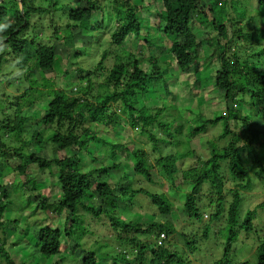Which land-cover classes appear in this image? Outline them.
<instances>
[{
  "label": "trees",
  "instance_id": "trees-1",
  "mask_svg": "<svg viewBox=\"0 0 264 264\" xmlns=\"http://www.w3.org/2000/svg\"><path fill=\"white\" fill-rule=\"evenodd\" d=\"M20 1L22 9L19 0L0 1V22L6 17L12 21L11 26L0 33L7 45L0 52V73H4L2 66L9 58L17 68L24 70L21 80L36 70L44 73L53 70L61 50L55 46L56 41L74 52L69 55L67 48L64 51L66 60L73 58V64L77 65L74 91L67 92L66 87L57 86L51 77L38 79V85L48 89H38L39 96L42 93H49V96L38 124H35L36 130L29 132L26 128L28 118L23 112L33 108V101L29 97L27 110H23L17 102L22 94L6 108L10 109L9 118L0 125V132L11 133L13 141L18 142L29 130L31 142L38 144L37 152L28 150L25 154L20 152V146L8 147L12 155L25 159V164L15 167L19 175L25 172L28 164L41 170L57 168L59 196L53 203L46 197L40 203L41 209L51 208L52 214L56 213V216L48 215L50 219L40 223L36 230L35 245L40 257L49 259L64 253L61 264H103L106 257L114 264H201L196 262V254H203L201 245L208 240L210 222L223 217V222L227 223L225 243L221 253L218 249L219 254L211 249L215 257L209 264H251L243 260L234 263L231 256L238 229L253 230L255 210H243L242 191L251 187L255 168L264 176V25L250 27L251 23H257L256 16L247 17L245 10L236 6L234 0H147V5L144 4L146 0ZM257 5L256 11L264 7V0H257ZM150 7H155L151 12L157 19L153 21L154 25L171 42L170 60L178 70L197 74L199 52L206 49L209 54L205 55L203 64L207 67L218 64L213 84L221 91L226 103L224 114L207 118L195 105L187 111L196 116L195 122L187 123L186 119L180 118L158 124L156 118L163 106H156L152 112L140 102L144 94H149V83L158 79L165 81L167 70L161 69L156 59L146 70L139 58L132 53L126 56L121 49V55L126 57L115 59L99 84L92 76L100 70L106 52L101 54L96 65H80L79 59L89 55L87 48L92 44L93 31L106 29L109 47L122 46L129 43L130 38L141 35L144 20L148 22L142 12L147 14ZM37 15L38 35L34 34ZM106 16L110 18L109 23ZM28 29L33 31L32 38L25 37ZM48 29L52 31L47 33ZM77 41L79 46H75ZM127 45L123 47L126 49ZM147 45L152 47L150 43ZM115 55L119 56L118 53ZM18 57L21 59L17 60ZM26 81L30 85L24 88L23 95L35 90L33 86L37 82ZM165 94H170V90ZM241 104L245 108H240ZM107 123L110 129L122 128L115 134L130 127L136 129L140 137L134 140L135 143L131 140V147L121 140H108L98 133L97 127ZM176 123L181 125L179 129L170 126ZM219 123L221 125L209 137L210 130ZM45 129L54 131L43 139ZM203 136H206L203 143L208 148V155H202L195 148L182 150V144L189 146L194 138ZM48 142L59 151L70 149L71 153L50 158L44 150ZM97 142L108 147L104 152L105 159L101 160L88 150L91 143ZM5 146L0 138V149ZM121 151L125 152V159L137 175L157 185H162L160 179L165 180L181 198L174 202L164 192L139 186L135 178L124 185L113 180L112 172L125 165L119 155ZM83 154L88 155L93 164L88 170L83 168ZM187 161L191 162L188 166ZM154 172L160 179L152 180ZM129 174L124 171L122 176ZM29 178L20 180L21 188L31 181ZM226 181L235 188L230 198L222 194ZM13 190H16L15 185L0 183V220L11 203ZM139 195L149 198L151 207L163 218L150 223L121 218L120 205L128 211L140 207ZM174 203L175 209L181 203L187 219L202 229L201 237L197 236L195 228L178 229L172 222L169 216ZM205 207L210 209L209 214L202 213ZM62 213L64 221L57 225L54 219ZM203 214L209 224L201 220ZM87 220L90 226V221L102 220L112 232L110 237L106 236L110 240H96L87 246L86 236L92 234L85 223ZM263 225L260 226V237L257 236L258 264H264ZM176 237L180 245L169 241ZM4 241L0 240V264H22L5 248ZM64 243L70 245L63 249ZM109 244L113 247L108 248ZM74 247H77V253Z\"/></svg>",
  "mask_w": 264,
  "mask_h": 264
},
{
  "label": "rangeland",
  "instance_id": "rangeland-1",
  "mask_svg": "<svg viewBox=\"0 0 264 264\" xmlns=\"http://www.w3.org/2000/svg\"><path fill=\"white\" fill-rule=\"evenodd\" d=\"M147 2L148 1L146 0L144 4L147 5ZM234 4L236 6L242 7L247 13V17L251 15L256 16L255 19L257 23H251L249 25L250 27H252L253 25H264V7H261L260 9H258V11H256L255 8L258 6L257 0H234ZM154 8L155 7L148 8L149 12L147 14L142 12L143 16L145 18H148V22L144 20L141 35L138 38H130V42L125 43L128 44L126 46V49L123 47L125 44L116 47L119 48L117 50L116 48L111 49L108 43L109 34L106 33V29L104 30L103 28H98L96 31H93L92 44L87 48V52L89 53V55L83 59H79L80 65L83 67H90L92 64L94 66L100 60L101 54L106 52V57L100 64V70H97V74H94L92 76L95 83L99 84L103 82L102 76L106 75L105 72L113 65L115 59L121 60L129 55V53H132L140 59L141 63L146 67V70H149L151 68L150 63L156 59L160 68L167 70V74L164 75L165 81H161L158 79L155 82L149 83V94H144V98L141 99L140 102L150 108L152 112H154L156 106H163V110L156 118V122L158 124L170 123V120L172 119L179 121L180 118L186 119L187 123L195 122L196 116H192V113L187 112L189 108L194 107L195 105H198L197 109L201 110L203 112V115L207 118H213L214 116H217L219 114H224L226 103L223 100L221 91H217L216 87L213 84V79L215 78L214 72L218 69V64L212 63L209 67L203 64V62H205L206 60L205 55L209 54L208 50L206 49L205 52H199V69L197 74L183 73L178 70L176 65H174V63L170 60L169 48H171V42L169 41V39H166L161 31L158 30L157 26L154 25L155 22L153 21L157 20L155 18V13H151ZM36 13L38 14V10L36 11ZM98 16L99 15H97V17ZM106 21L108 23L110 22V18L108 16H106ZM34 25V34L38 35V15L34 19ZM51 31L52 30L49 29L46 30L47 33H50ZM197 31L200 32L199 30ZM31 33H33V31L31 29H28L25 33V37L30 38ZM147 43H150L152 47L147 45ZM54 44L58 49H61L57 53V60L54 69L45 73L38 70L31 73V75L26 79H33L37 82L33 86L35 87V90H33L31 93L27 92V95H23V93L25 92L24 88L26 86H29L30 84L29 81H26V79H22L25 81L21 80L24 74V70H22V75L20 76V78H9L11 77L12 72H14L17 67H13L15 63H13V60L11 58H9V61L3 63L2 72L6 73V75H3L4 73H0V125H2V121H4L7 117L9 118L8 115L10 109L6 108L11 106L12 102L15 103V98L22 94V97L17 98V102L20 104L23 110H27L26 107L27 105H29L27 100H29V97L33 101V106L31 105L33 108H31V110H28V112H23L27 114L28 118L25 125L26 128L30 129V131H27L32 132L37 129L35 124H38V118L41 116L40 114L41 112H43V108L46 105L47 95L49 96V93H42L43 97H40L42 95L39 96L38 89L44 91L47 87L45 88L40 84L38 85V79L40 80L41 78L51 77L56 81L57 86L66 87L67 92H69V90L74 91L75 85L73 83L76 78L75 68L77 65L73 64V58L66 60V54L64 51L67 47L64 43H59L58 41H56ZM79 45L80 42L77 41L75 43V46ZM121 49L124 50L126 55L125 57L121 55ZM68 50L70 52L69 55H73L74 52L70 51V48ZM113 53H118L119 56ZM65 71H68V74L65 75ZM71 84L73 85L70 88ZM166 90H170V94H165ZM229 104L230 103H228V105ZM239 107L245 108L243 104L239 105ZM200 120L201 118H199V121ZM182 122L183 120L180 121V124H182ZM260 123H263V121H260ZM180 124L176 123L175 125L170 126H172L174 129H179L181 127ZM220 125L221 124L219 123L214 126L215 128H212L210 130V132L208 133L209 137H212V133L216 130V127ZM97 127L98 133L104 138H107L108 140H121L129 147H131L129 143L137 139V137H140L137 130L131 129L130 127L117 134H115L117 131L122 130V128H119L118 126L110 129L107 123L104 125L99 124ZM27 131L24 136L20 137L18 142L13 141L14 137L11 133H2V131L0 132V138L6 145L5 149H0V183L7 182L11 185H15L16 187V190H13L10 193L11 203L8 205L7 210L0 220V240H5V248L8 249L12 256L18 257V260H20L22 264H61L64 254L63 252V254L61 255L50 257L49 259H44L40 257L38 248L36 247L37 245H35L36 230L39 227L38 225L40 223L42 224L47 222L50 219V215L56 216V213L52 214L53 211L51 208L41 209L40 203L42 198L44 197H46L50 203H53L59 196L60 186L58 185L57 180V168L53 166L51 168L41 170L33 164H28L26 166L25 172L19 175L18 171L16 170L17 168L15 167L19 164H25V159L23 157L20 158L18 156L12 155V151L8 148L14 146L15 148H18V146H20V152H22L23 154L27 153L28 150L37 152L38 144H33L31 142V137L28 135ZM53 131L54 129H45L43 133V139L47 138L50 134L53 133ZM160 133L162 132H158L157 134ZM205 137L206 136L194 138L189 146H185V144H182V150L185 151L187 149L189 150L190 148H195L200 150L202 155H208V148L203 143V139ZM149 147L150 146L148 145V148ZM107 148L108 147L106 145L97 142L91 143L88 150L91 154L100 157L102 160L105 159L104 152ZM44 150L50 158H57L61 155L71 153L70 149L61 151L57 150L55 145L51 142H48L46 144ZM148 150L149 149H147V151ZM119 155L121 156L120 158H122V162H124L125 165L123 166V168L112 172L113 180L117 179L122 185H124L131 182L135 178L139 186L148 188L149 190L155 192H164L167 197L174 202L178 198H181V196L177 195V192L171 186H169V184L165 180L160 179V176L155 174V172L152 175V180L160 179L162 181V185L152 184L144 178H141L136 174V171L133 170L129 161L125 159V152L121 151ZM82 157L84 170L90 169L93 165L90 157L86 154H83ZM188 162L189 161L186 162V166L191 164V162ZM124 171L130 173L128 177L122 176ZM252 173L253 180L251 187L242 191V208L243 210H245L246 208L255 210L253 230L247 232L244 229H238L239 232L234 244V253L231 256V259L234 263L238 260H243L248 261L251 264H258L256 258V246L258 245L257 236L260 237L261 235L259 233L261 229L260 226L264 223V176L261 172H259L258 168H255ZM26 176H30L29 179H31V181L27 182L26 187L21 188L20 180H25ZM233 190H235L234 185L230 183V181H226L223 186L222 194L225 197L230 198L233 194ZM137 200L139 201L140 207L133 208L131 210L132 212L125 210L124 207L120 205L119 216L121 218H124L125 220H138L144 223H150L155 219L159 220L163 218L162 216L158 215L157 210L155 211L154 208L151 207V200L149 198L145 197L144 195H139ZM261 203L263 205H260ZM175 205L176 203H174L173 211L169 216L172 222L175 223L178 229L195 228L197 236L201 237L202 229L196 228L198 224L196 222L195 224H193L187 219V215L182 209L181 203L179 204L178 209H175ZM209 210L210 209L208 207H205L202 209V213L209 214ZM153 214L156 215L154 216ZM64 216L65 215L62 213L60 217H56L54 219L55 223L57 225H61V223L64 221ZM206 218L207 216L205 215L201 220L203 221V223L209 224L210 221ZM223 219L224 218L222 217L217 221L210 222L211 225H209L210 229L208 240L203 244L202 240H200L202 244L201 250L203 251V254H196V262H199L201 264H209L215 257L214 253L211 251L212 248L214 249L216 254H219V250L221 253L222 246L223 243H225L227 235V223H224ZM88 221L89 220L85 221V223L92 231V234L86 236L87 246L92 245V243L96 240L99 242L110 240L109 237L111 236L112 232L108 229L107 226L103 225L102 220L90 221L91 226L89 225ZM262 229L264 230V225L262 226ZM169 241H172L173 244L180 245V241L177 237L169 238ZM69 245L70 243H64L63 249ZM112 247L113 244L108 245V248ZM76 248L77 247H74V251H78ZM99 253L101 254V251ZM67 259L71 258L68 257ZM102 262L103 264H114V262L108 257H106Z\"/></svg>",
  "mask_w": 264,
  "mask_h": 264
},
{
  "label": "clouds",
  "instance_id": "clouds-1",
  "mask_svg": "<svg viewBox=\"0 0 264 264\" xmlns=\"http://www.w3.org/2000/svg\"><path fill=\"white\" fill-rule=\"evenodd\" d=\"M19 6L22 9V4L21 1L19 0ZM12 21L9 20L7 17L5 18L4 22H0V33L5 32L10 26H11ZM7 47V45L4 42V37L3 35H0V52L4 51L5 48ZM21 59L20 57L17 58V60ZM13 67L15 68V64L13 65ZM22 75V70L19 68H16V70L14 72H12L11 77L9 78H13V77H19Z\"/></svg>",
  "mask_w": 264,
  "mask_h": 264
},
{
  "label": "built area",
  "instance_id": "built-area-1",
  "mask_svg": "<svg viewBox=\"0 0 264 264\" xmlns=\"http://www.w3.org/2000/svg\"><path fill=\"white\" fill-rule=\"evenodd\" d=\"M162 237H163V234H162Z\"/></svg>",
  "mask_w": 264,
  "mask_h": 264
},
{
  "label": "water",
  "instance_id": "water-1",
  "mask_svg": "<svg viewBox=\"0 0 264 264\" xmlns=\"http://www.w3.org/2000/svg\"><path fill=\"white\" fill-rule=\"evenodd\" d=\"M1 1V0H0Z\"/></svg>",
  "mask_w": 264,
  "mask_h": 264
}]
</instances>
